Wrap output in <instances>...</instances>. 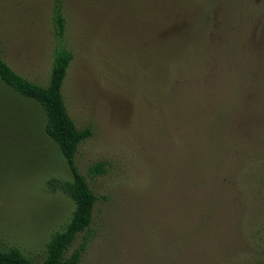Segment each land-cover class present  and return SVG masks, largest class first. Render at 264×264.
<instances>
[{"label": "rangeland", "instance_id": "1", "mask_svg": "<svg viewBox=\"0 0 264 264\" xmlns=\"http://www.w3.org/2000/svg\"><path fill=\"white\" fill-rule=\"evenodd\" d=\"M60 46L97 198L66 256L264 264V0H0V56L18 74L48 85ZM0 114V249L41 264L75 208L50 180L72 174L42 106L1 79Z\"/></svg>", "mask_w": 264, "mask_h": 264}, {"label": "trees", "instance_id": "2", "mask_svg": "<svg viewBox=\"0 0 264 264\" xmlns=\"http://www.w3.org/2000/svg\"><path fill=\"white\" fill-rule=\"evenodd\" d=\"M54 23L61 36L65 31V18L61 5L55 9ZM72 54L64 46H60L53 65L49 84L44 86L28 80L13 70L0 56V79L23 96L39 103L46 116L45 132L60 149L72 174V180L51 179L53 189H59L70 197L75 208L70 221L64 230L52 235L47 244L48 253L41 264H78L85 244L66 256L76 236L91 222L96 205V196L88 184L86 177L79 171L75 154L81 141L91 135L89 127L78 128L70 117L61 92L62 83ZM5 115V114H0ZM4 121L24 124L15 117L3 118ZM3 121V122H4ZM0 264H36L17 247L8 250L0 249Z\"/></svg>", "mask_w": 264, "mask_h": 264}]
</instances>
